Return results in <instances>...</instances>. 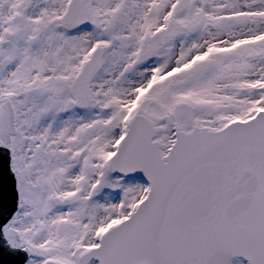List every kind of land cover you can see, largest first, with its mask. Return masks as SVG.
<instances>
[{"label":"snow or ice","instance_id":"6c2138e0","mask_svg":"<svg viewBox=\"0 0 264 264\" xmlns=\"http://www.w3.org/2000/svg\"><path fill=\"white\" fill-rule=\"evenodd\" d=\"M3 170L11 264H264V0H0Z\"/></svg>","mask_w":264,"mask_h":264},{"label":"water","instance_id":"95a60500","mask_svg":"<svg viewBox=\"0 0 264 264\" xmlns=\"http://www.w3.org/2000/svg\"><path fill=\"white\" fill-rule=\"evenodd\" d=\"M13 184L14 181L7 171H0V205L5 211L11 210L14 205ZM0 259H3L5 264H11L13 258L5 254Z\"/></svg>","mask_w":264,"mask_h":264}]
</instances>
